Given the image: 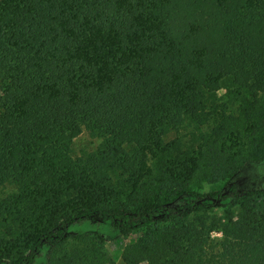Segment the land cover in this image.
I'll use <instances>...</instances> for the list:
<instances>
[{"label": "trees", "instance_id": "1", "mask_svg": "<svg viewBox=\"0 0 264 264\" xmlns=\"http://www.w3.org/2000/svg\"><path fill=\"white\" fill-rule=\"evenodd\" d=\"M261 162L264 0H0V264H264Z\"/></svg>", "mask_w": 264, "mask_h": 264}, {"label": "rangeland", "instance_id": "2", "mask_svg": "<svg viewBox=\"0 0 264 264\" xmlns=\"http://www.w3.org/2000/svg\"><path fill=\"white\" fill-rule=\"evenodd\" d=\"M214 101L222 108H225L227 113L238 112L239 103L235 99L231 98L227 93H218ZM197 125L198 126L196 127L194 124L189 126L184 124L185 127L179 130V132H173L172 135L169 134L168 138L165 139V143L171 144V142H175L176 138H178L180 141L178 146L181 149H184L185 146L196 140V137H194L193 134H208L212 126V121L205 125H200V123ZM99 143L100 138L90 135L87 131H83L73 140L71 145V154L74 157H78L85 153L92 152L97 148ZM262 177L264 178V162L255 163L251 166L243 168L234 180L239 184L249 186L256 184ZM208 188L209 185L204 184L201 190H207ZM215 215L220 216V212H216ZM71 229L84 234L91 232L105 234L107 236V242L100 247V250L105 254V258L111 261L109 264H123L121 259L123 250L138 239V235L121 237L116 230L105 224L81 222L72 226ZM209 238L213 240L220 239L221 234L219 231H214L210 233ZM46 257L47 250L45 249L38 257L36 264H44Z\"/></svg>", "mask_w": 264, "mask_h": 264}]
</instances>
